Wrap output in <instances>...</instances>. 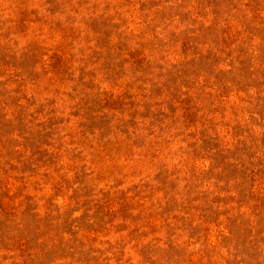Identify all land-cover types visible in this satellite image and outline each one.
I'll return each instance as SVG.
<instances>
[{"label":"rangeland","instance_id":"obj_1","mask_svg":"<svg viewBox=\"0 0 264 264\" xmlns=\"http://www.w3.org/2000/svg\"><path fill=\"white\" fill-rule=\"evenodd\" d=\"M0 264H264V0H0Z\"/></svg>","mask_w":264,"mask_h":264}]
</instances>
